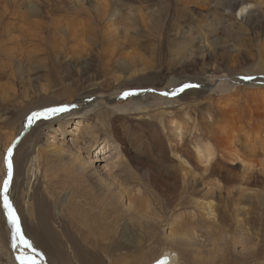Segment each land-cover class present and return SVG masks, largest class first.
<instances>
[{
	"label": "rangeland",
	"instance_id": "rangeland-1",
	"mask_svg": "<svg viewBox=\"0 0 264 264\" xmlns=\"http://www.w3.org/2000/svg\"><path fill=\"white\" fill-rule=\"evenodd\" d=\"M222 1L0 0V181L5 152L11 147L14 156L34 129L25 151L17 154L37 155L39 175L31 180L29 204L23 205L27 223L19 212L21 181L17 189L13 181L10 198L0 192V264H58L32 238L38 220L45 218L55 234L60 231L56 213L72 231L71 219L107 210L106 220L101 219L105 226L111 213L125 212L120 227L131 213L136 218L134 196L152 210L146 217L158 238L148 248L160 252L178 230L176 222L186 220L220 230L214 240L191 232L196 252L200 246L210 249L213 241L223 246L228 241L234 258L224 264H264V83L253 85L264 80L258 73L264 66V5L253 4L251 19V12L242 18L235 10L234 27ZM118 54L123 59L115 65ZM52 59L61 63L58 71ZM92 85L97 88L89 92L90 101L100 104L103 119L95 118L96 112L88 120L74 117L88 108L84 100L67 103V98L83 95ZM31 98L55 102L37 106L55 108L46 113L57 109L61 119H18L14 101ZM7 117L9 128L1 124ZM172 122L181 125L182 137L175 135ZM92 128L98 141L87 135ZM222 139L241 159L231 154L223 159L219 153L223 167L214 163L207 173L195 145L209 143L219 151ZM200 201L213 202L219 219H206ZM41 240L50 246V240ZM131 251H119V264H139L140 256Z\"/></svg>",
	"mask_w": 264,
	"mask_h": 264
},
{
	"label": "bare ground",
	"instance_id": "bare-ground-1",
	"mask_svg": "<svg viewBox=\"0 0 264 264\" xmlns=\"http://www.w3.org/2000/svg\"><path fill=\"white\" fill-rule=\"evenodd\" d=\"M50 1V0H49ZM192 1V0H191ZM222 1V0H221ZM37 2V1H36ZM42 2V1H41ZM69 2V1H68ZM223 2V1H222ZM38 3V2H37ZM67 3V2H66ZM256 5H264V0H225V5L227 6L226 8H229L230 13L228 14V17H230L229 21H230V26H234L236 27L235 24V20L231 21V18H233L232 14L235 10L238 11V15H240V17H246L250 12L251 14H249V18L251 19L252 16V10L254 7L253 4ZM49 4V3H48ZM224 4V2H223ZM47 6V5H46ZM264 7V6H262ZM208 8V7H207ZM261 8V7H260ZM264 9V8H263ZM69 10V9H68ZM255 10V9H254ZM209 11V10H208ZM6 13V12H5ZM62 13V12H61ZM228 13V12H227ZM247 14V15H246ZM5 16V15H4ZM61 18V17H60ZM63 18V17H62ZM6 20H8L9 18H6ZM248 19V18H247ZM108 20V19H107ZM177 20V19H176ZM242 20V19H241ZM249 20V19H248ZM5 21V20H4ZM101 21V20H100ZM247 21V20H246ZM1 23V22H0ZM14 23V22H13ZM107 23V22H106ZM11 24V23H10ZM254 24V23H253ZM13 26V25H12ZM227 26V25H226ZM10 27V26H8ZM239 28V26H238ZM243 28V27H242ZM12 29V28H11ZM10 29V30H11ZM232 29V28H231ZM8 30V29H7ZM43 30V29H41ZM235 30V29H234ZM236 31V30H235ZM6 32V31H5ZM46 32V31H45ZM51 32V31H50ZM7 33V32H6ZM24 33V32H23ZM96 33V32H95ZM12 34V33H11ZM44 34V33H43ZM51 35V33H50ZM24 36V35H23ZM26 36V35H25ZM99 36V35H98ZM97 36V37H98ZM103 36V35H102ZM9 37V36H8ZM27 37V36H26ZM54 37V36H53ZM17 38V37H16ZM31 38V37H30ZM44 38V35H43ZM51 38V37H50ZM26 39V38H25ZM29 39V38H27ZM32 39V38H31ZM34 39V38H33ZM38 39V38H37ZM45 40V39H44ZM47 40V38H46ZM45 40V41H46ZM39 40H37L38 42ZM51 41V40H50ZM41 43V41H39ZM102 42V41H101ZM48 44V43H47ZM50 44V43H49ZM131 45V44H130ZM161 46V45H160ZM36 47V46H35ZM32 48V47H31ZM51 52V51H50ZM94 55V54H93ZM119 55V54H118ZM119 58L114 62L115 65L119 64V61H121L123 59V56L120 54L118 56ZM53 58V57H52ZM57 58V57H56ZM73 60V59H72ZM127 60V59H126ZM124 61V60H123ZM133 61V60H132ZM52 65L54 67V69L56 71H58V69L61 68V63L58 62V60L52 59ZM129 62V61H128ZM144 62V61H143ZM264 62V61H263ZM113 63V64H114ZM127 64V63H125ZM192 64V63H191ZM124 65V64H123ZM99 66V65H98ZM122 66V64H121ZM122 68V67H121ZM120 68V70H121ZM137 68V67H136ZM256 68V67H255ZM127 69V68H126ZM148 69V68H147ZM257 69V68H256ZM65 71V69H63ZM115 71V70H114ZM125 72V70H124ZM256 72V71H255ZM254 72V73H255ZM54 75L58 74V72H51ZM60 73V72H59ZM63 73V72H62ZM143 73V72H142ZM241 73V72H240ZM246 73V72H245ZM258 73L260 74H264V66L259 68ZM134 74V72H133ZM152 74V73H150ZM243 74V73H242ZM62 75V74H61ZM90 75V74H89ZM149 75V74H148ZM58 76V75H57ZM91 76V75H90ZM94 76V75H93ZM150 76V75H149ZM154 76V75H153ZM229 76V75H228ZM117 77V76H116ZM121 77V76H120ZM142 77V76H141ZM144 77V76H143ZM57 78V77H56ZM145 78V77H144ZM60 79V78H59ZM83 79V78H82ZM117 79V78H116ZM264 79V78H263ZM142 80V79H140ZM146 80V79H145ZM144 80V81H145ZM150 80V79H149ZM254 80V79H253ZM61 81V80H60ZM138 81V80H136ZM254 86L260 85L261 83H264V80H262V78L260 79H256L254 80ZM56 82V81H55ZM59 82V81H58ZM57 82V83H58ZM62 82V81H61ZM135 82V81H134ZM140 82V81H138ZM203 82V81H202ZM250 82V81H249ZM133 83V82H132ZM244 85L246 84L245 82H243ZM239 84V83H238ZM250 84V83H249ZM59 85V84H58ZM230 85V84H228ZM227 85V86H228ZM93 86V85H92ZM101 86V85H99ZM231 86V85H230ZM234 86V85H233ZM251 86V85H250ZM248 86V87H250ZM93 86L92 89H90L89 91L85 92L83 95H77V94H72L67 98V103H71V102H75L77 100H84L85 102V106L86 108H88V110L78 113L79 115H74V117L76 118H80V119H84V120H88L92 117H89V115L91 113L96 112V115L94 116L95 118H97L98 120H100L99 118L103 119L102 117V110L100 109L101 107L99 105H93L90 101V97L91 94L89 95V92L94 90ZM200 87V86H199ZM97 88V87H96ZM95 88V89H96ZM254 88V87H253ZM236 89V88H235ZM241 89V88H240ZM239 89H237L236 91H238ZM239 92V91H238ZM93 93V92H92ZM234 93V92H233ZM95 94V93H94ZM212 95V94H211ZM35 99V98H34ZM31 98L30 101H22V103H17L16 101H14V108L15 109H19V117L18 119H25L24 122H33L36 123L39 120V117H42V119L47 120L50 119L52 117H58L59 115L57 114V109L55 110L54 113H52L51 110L54 111L55 108H41L39 109L37 105H40L44 107V105H56L55 102H50L52 100L48 99V100H34ZM59 100V99H58ZM194 100V99H193ZM49 102V103H48ZM66 104V103H65ZM74 105V104H73ZM76 105V104H75ZM172 105V104H171ZM40 106V107H41ZM83 106V105H81ZM3 107V106H2ZM49 107V106H48ZM1 108V107H0ZM75 108V107H74ZM73 108V109H74ZM79 108V107H78ZM51 109L50 112L46 113L44 111ZM97 109H99L100 111H98ZM71 110V109H70ZM85 110V109H84ZM107 110V109H106ZM81 111V110H79ZM105 111V110H104ZM164 111V110H163ZM76 112V111H75ZM107 112V111H106ZM59 113V112H58ZM174 113V112H173ZM28 114V115H27ZM64 114V113H62ZM66 114V113H65ZM69 114V113H68ZM71 116L72 114L75 113H70ZM69 114V115H70ZM106 114V113H105ZM211 114V113H210ZM167 115V114H166ZM62 116V115H61ZM68 116V115H67ZM105 116V115H104ZM93 117V118H94ZM60 118V117H58ZM63 118V117H62ZM94 118V120H95ZM61 119V118H60ZM64 120L61 121V123H65L63 122ZM10 118L7 117L5 120L3 119L2 123L4 125V127H8L10 126ZM24 122H22V126L26 125L24 124ZM41 122V121H40ZM14 124V123H13ZM12 124V125H13ZM21 124V123H20ZM32 124V123H31ZM30 124V125H31ZM171 124V123H170ZM174 131L176 132L175 135L177 137H182L184 134L183 128L181 127V125L177 124L176 122H172ZM40 128V126H38ZM38 128V129H39ZM96 129H89L87 135L88 137H91L93 140L91 141H98V137L95 135H91L93 132L95 133ZM101 132V131H100ZM173 132V131H172ZM86 134V133H85ZM239 134V133H237ZM35 135V129L31 130V132L26 136V138L21 142L20 146L18 147V149L16 150L14 156H12V148L7 149V151L5 152L4 155V162H3V169L1 172V176L3 175V180L2 182L0 181V189L2 191H0L1 193L5 192L6 198H10L12 191L11 187H12V183L14 181V189L16 187H18V183L19 181H21V187H18L20 190V195L23 193V197L21 202H19V212L20 214H22L24 221L26 222L25 216H26V212L27 210L23 208L24 203H28L27 198L29 196V189L31 188V180L33 179V177H37L38 175V168L36 167V161H37V155L36 157L34 156L33 158H28L27 152L25 153L26 156L25 158H21L22 156L18 155L17 152L18 150H22L23 152L25 151V146H27L28 144V140H31V137L33 138ZM84 135V133H83ZM234 135V134H233ZM236 135V134H235ZM14 137V136H13ZM10 138V137H9ZM6 140V139H5ZM222 141V144L219 145V147L221 148L219 151H217L216 149H214L212 147L211 144L209 143H205V144H196L195 145V152L198 155V160L199 162L205 167V172H210L209 168L211 166L214 165V163L217 165H222L223 167V162L221 163L218 159V154L220 153L222 156L221 158L225 159L228 158V156H230V154L232 156H236L238 158H236L237 160H240L241 158H239V156H237L238 154L233 153L235 151L231 150V145H229L228 143L226 144V142L222 139L219 140ZM97 143V142H96ZM257 145V144H256ZM264 148V145H261ZM233 149V148H232ZM60 152H63V149H59ZM105 149H101L100 153H103L102 151ZM231 150V151H230ZM65 151V150H64ZM22 152V153H23ZM21 153V154H22ZM104 154V153H103ZM33 156V155H32ZM241 157V155H240ZM218 158V159H217ZM231 158V157H230ZM229 159V158H228ZM235 159V158H234ZM233 160V159H231ZM236 160V161H237ZM3 161V159H2ZM29 162V166L25 171V166H26V162ZM227 161V160H226ZM235 161V160H234ZM233 162V161H232ZM244 162V161H243ZM242 162V163H243ZM235 163V162H234ZM9 164H11V168H9ZM244 164V163H243ZM249 165V164H248ZM1 167V166H0ZM216 167V166H214ZM213 167V169H214ZM225 167V165H224ZM248 167V166H247ZM252 167L254 168V166L252 165ZM2 168V167H1ZM229 168V167H228ZM250 168V167H248ZM216 169V168H215ZM252 169V168H251ZM217 170V169H216ZM215 170V171H216ZM25 171V172H24ZM249 171V170H248ZM24 172V174H23ZM251 172V171H250ZM213 173V172H211ZM206 174V173H205ZM217 174V173H216ZM230 176V175H228ZM186 177L185 175L183 176V178ZM210 177V176H209ZM212 177V176H211ZM231 177V176H230ZM182 178V177H181ZM182 178V179H183ZM213 178V177H212ZM226 178V177H225ZM228 179V178H227ZM226 179V180H227ZM37 180V178H35V181ZM185 180V179H184ZM183 181V180H182ZM186 182V180L184 181ZM5 185H7V191H5ZM52 185V184H51ZM17 189V188H16ZM175 192V191H174ZM19 195V196H20ZM209 196V193H208ZM134 200V202H137V207H135V214H136V218H134L132 216V213L130 215V217L128 219L127 223H123L120 226L121 230H119V234L118 231L116 232V227H118V223L121 221V219L123 217L126 216L125 212H113L109 217L110 219H107L108 221L110 220V223L105 226L103 223H101V219L104 218V215L106 214L107 210L105 211H101L99 214L91 217L88 213H86V219L82 220L81 218L79 220H73L71 219L70 225L72 228V231L69 230L68 228L65 227V225L63 224V222H61V219H63V215H60V212L57 214H54L55 216V220H56V224H59V230L58 232H56L55 234L53 233V231L49 228V226L46 223L45 218H41L40 220V226L38 225L37 227H39L38 229H34L33 230H29L31 232L32 238L36 241V243L38 244V246L42 249V252L48 256V255H52L53 258H55V260H57L58 264H119L120 259L122 260V256L119 255V251L125 249H130L133 248L134 252L136 254H138V256L140 257H136V259L138 260L139 264H217V263H223L224 261L228 260L229 258H234L233 254L231 253L230 247H229V242L225 241V246H223V244L221 243H217L216 241H213V243L211 244V248L205 251H203L202 249L205 246H200V251L196 252L193 247V242L191 241V237L194 231H196L197 233H199L202 236H205L208 240L212 239L214 240L215 237H217L219 235V231H211L210 227L208 229H204L202 227H199L198 223H188V221L184 220L183 223H181V221L176 222V225L178 227H174V229H178L177 231L170 234V236L166 239H168L169 243L166 245V243H162L165 244V246L161 249H159L158 251L160 252H156L154 250V244L152 245V248H148L149 246H147L148 243H150L151 241L154 240V242L156 243V238H158V234L156 235L155 231L157 230L154 227V224H152L150 221H147V213L148 216L152 214V210L149 211L148 209H146V207H144V198L140 197V196H134V198L132 199ZM197 200V199H196ZM203 200V199H202ZM195 201V200H194ZM204 201V200H203ZM197 202V201H196ZM201 202V201H200ZM207 202V201H206ZM131 203V202H130ZM65 204V200L62 199V201H60L59 203V207L62 206L61 210L64 209L63 205ZM201 204V210H203L204 212V216L206 217V219L208 220H213L215 221V219L219 216L217 214V208H215L216 206L213 205V202L209 201L207 203L201 202L197 205ZM218 207V206H217ZM76 208L80 211V209L82 208V206L80 204H78L76 206ZM200 208V207H199ZM56 209V208H55ZM151 209V208H150ZM124 210V209H123ZM126 210V209H125ZM129 210V209H128ZM127 210V211H128ZM156 209H154L155 211ZM145 211V212H143ZM29 212L32 216V208L31 206L29 207ZM38 212V211H37ZM63 212V211H62ZM131 212V211H130ZM202 212V213H203ZM110 213V212H109ZM157 213V211L155 212ZM38 214V213H37ZM41 215V214H39ZM157 215V214H154ZM21 216V215H20ZM58 216V218H57ZM149 216V217H150ZM107 217V215H106ZM159 217V216H158ZM39 218V217H38ZM154 217H152L153 220ZM183 218V217H182ZM22 219V220H23ZM37 219V217H36ZM105 219V218H104ZM103 219V220H104ZM151 219V218H150ZM187 219V218H186ZM59 220V222H58ZM65 220V219H64ZM106 220V219H105ZM157 220V219H156ZM165 219H163L164 222ZM33 221V220H32ZM126 221V220H124ZM123 222V220H122ZM157 222V221H156ZM162 222V221H160ZM27 223V222H26ZM25 223V224H26ZM33 223V222H32ZM67 223V222H66ZM106 223H108L106 221ZM159 223V222H157ZM24 224V223H23ZM36 224V223H35ZM34 225V224H33ZM215 225V224H214ZM35 226V225H34ZM160 226V225H159ZM222 226V225H221ZM31 227V226H30ZM29 227V229H30ZM36 227V226H35ZM36 227V228H37ZM118 227V228H120ZM218 227V225H217ZM70 228V229H71ZM159 228V227H158ZM26 229V228H25ZM28 229V228H27ZM32 229V228H31ZM28 231V233H29ZM223 231V230H221ZM30 234V233H29ZM162 234V233H161ZM160 236V235H159ZM201 236V237H202ZM53 237V239L51 238ZM161 237V236H160ZM165 237V236H163ZM41 238L47 239L48 241L50 240V246H53L54 249L52 250L50 246L47 245V243L45 244L44 241L41 240ZM164 239V238H163ZM3 240V239H2ZM1 240V241H2ZM158 240V239H157ZM160 241V239H159ZM263 241V240H262ZM5 244V243H4ZM152 244V242H151ZM157 244V243H156ZM159 244V243H158ZM161 244V243H160ZM129 245H132V247H130ZM150 245V244H148ZM5 247V246H4ZM159 248V247H157ZM156 248V249H157ZM206 248V247H205ZM264 248V247H263ZM150 249V250H149ZM133 252V251H131ZM133 252V253H134ZM9 253V252H8ZM130 253V250H129ZM132 253V254H133ZM134 253V254H135ZM174 253V255H172ZM205 254V256L203 257L202 254ZM255 253V252H254ZM261 253V252H260ZM6 254V253H5ZM122 254V253H121ZM131 254V253H130ZM4 255V254H3ZM7 255V254H6ZM5 255V256H6ZM125 256V255H124ZM123 256V258H124ZM134 256V255H133ZM137 256V255H135ZM9 257V256H7ZM49 257V256H48ZM237 258V257H236ZM248 256H244L242 257V259L247 260ZM238 259V258H237ZM241 259V258H240ZM241 259V260H242ZM12 261V260H11ZM229 261V260H228ZM56 263V262H55ZM54 263V264H55Z\"/></svg>",
	"mask_w": 264,
	"mask_h": 264
},
{
	"label": "snow or ice",
	"instance_id": "snow-or-ice-1",
	"mask_svg": "<svg viewBox=\"0 0 264 264\" xmlns=\"http://www.w3.org/2000/svg\"><path fill=\"white\" fill-rule=\"evenodd\" d=\"M182 90V89H181ZM9 168H11V164H9ZM5 191H7V185H5ZM5 207H8V205H5ZM16 221L15 220H13V223H15ZM27 243V242H26ZM28 246L30 247L31 245L30 244H28ZM22 264H23V262H22Z\"/></svg>",
	"mask_w": 264,
	"mask_h": 264
}]
</instances>
